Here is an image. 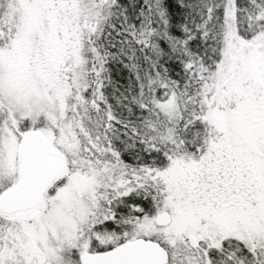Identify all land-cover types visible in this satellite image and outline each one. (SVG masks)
<instances>
[{"label": "snow or ice", "instance_id": "obj_1", "mask_svg": "<svg viewBox=\"0 0 264 264\" xmlns=\"http://www.w3.org/2000/svg\"><path fill=\"white\" fill-rule=\"evenodd\" d=\"M0 264H264V0H0Z\"/></svg>", "mask_w": 264, "mask_h": 264}]
</instances>
